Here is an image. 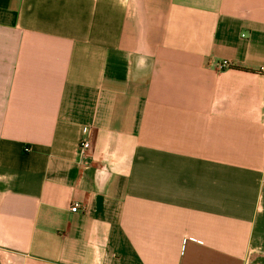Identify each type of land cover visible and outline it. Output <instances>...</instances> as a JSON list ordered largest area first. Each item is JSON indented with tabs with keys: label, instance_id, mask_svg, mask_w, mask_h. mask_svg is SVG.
I'll list each match as a JSON object with an SVG mask.
<instances>
[{
	"label": "crops",
	"instance_id": "crops-1",
	"mask_svg": "<svg viewBox=\"0 0 264 264\" xmlns=\"http://www.w3.org/2000/svg\"><path fill=\"white\" fill-rule=\"evenodd\" d=\"M0 264H264V0H0Z\"/></svg>",
	"mask_w": 264,
	"mask_h": 264
},
{
	"label": "built area",
	"instance_id": "built-area-1",
	"mask_svg": "<svg viewBox=\"0 0 264 264\" xmlns=\"http://www.w3.org/2000/svg\"><path fill=\"white\" fill-rule=\"evenodd\" d=\"M229 66V62L227 61H222L221 63H219L217 65V67L219 69L222 68H227ZM82 135L84 136V138L81 140L80 145H79V152L80 155L82 156V158L88 159L89 158V148H90V143L87 139V135H88V130L86 128H84L82 130ZM79 210V205L74 203L71 207H70V211L71 212H77Z\"/></svg>",
	"mask_w": 264,
	"mask_h": 264
}]
</instances>
